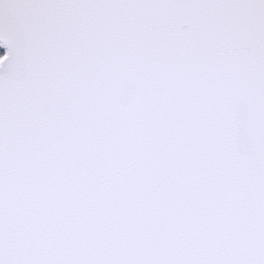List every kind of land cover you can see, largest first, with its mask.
I'll return each instance as SVG.
<instances>
[{
	"label": "snow or ice",
	"instance_id": "obj_1",
	"mask_svg": "<svg viewBox=\"0 0 264 264\" xmlns=\"http://www.w3.org/2000/svg\"><path fill=\"white\" fill-rule=\"evenodd\" d=\"M0 264H264V0H0Z\"/></svg>",
	"mask_w": 264,
	"mask_h": 264
},
{
	"label": "trees",
	"instance_id": "obj_2",
	"mask_svg": "<svg viewBox=\"0 0 264 264\" xmlns=\"http://www.w3.org/2000/svg\"><path fill=\"white\" fill-rule=\"evenodd\" d=\"M4 49L3 48H1V46H0V55H2L3 53H4Z\"/></svg>",
	"mask_w": 264,
	"mask_h": 264
},
{
	"label": "bare ground",
	"instance_id": "obj_3",
	"mask_svg": "<svg viewBox=\"0 0 264 264\" xmlns=\"http://www.w3.org/2000/svg\"><path fill=\"white\" fill-rule=\"evenodd\" d=\"M0 45L2 46V48L5 50V48H4V46H3V43L2 42H0Z\"/></svg>",
	"mask_w": 264,
	"mask_h": 264
},
{
	"label": "rangeland",
	"instance_id": "obj_4",
	"mask_svg": "<svg viewBox=\"0 0 264 264\" xmlns=\"http://www.w3.org/2000/svg\"><path fill=\"white\" fill-rule=\"evenodd\" d=\"M1 46V45H0ZM1 48H2V46H1Z\"/></svg>",
	"mask_w": 264,
	"mask_h": 264
}]
</instances>
